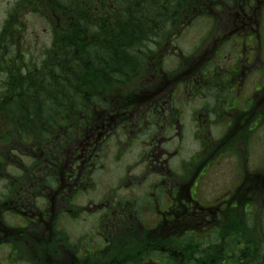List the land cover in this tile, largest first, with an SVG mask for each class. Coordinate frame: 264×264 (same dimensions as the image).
<instances>
[{
  "label": "flooded vegetation",
  "instance_id": "flooded-vegetation-1",
  "mask_svg": "<svg viewBox=\"0 0 264 264\" xmlns=\"http://www.w3.org/2000/svg\"><path fill=\"white\" fill-rule=\"evenodd\" d=\"M171 22L137 53L134 73L97 97L51 84L59 99L39 95L33 110L22 103L35 68L21 50L0 58L3 264L109 256L133 239L161 250L163 237H210L229 214L264 209V167L249 165L264 140V0H198ZM230 156L239 183L210 195V168ZM81 216L103 230L102 242L71 236Z\"/></svg>",
  "mask_w": 264,
  "mask_h": 264
},
{
  "label": "trees",
  "instance_id": "trees-1",
  "mask_svg": "<svg viewBox=\"0 0 264 264\" xmlns=\"http://www.w3.org/2000/svg\"><path fill=\"white\" fill-rule=\"evenodd\" d=\"M195 1H53L48 8L49 21L54 23L56 31L50 41V51L54 55L41 64L43 73L33 74L32 71L34 94L28 100L23 94L22 98L27 102L22 104L32 103L35 110L39 107L37 98L52 91L47 98L59 99L54 96V92L58 94V87L51 84L65 83L67 91L74 89L80 93L76 95L78 98H84V91L97 97L102 85H114L117 77L124 79L134 73L139 59L137 53L148 50L151 45L147 41L160 36L164 28L173 24L171 21L183 18V13L187 14ZM83 52L89 54L82 55ZM71 76L76 79H71ZM77 81L82 87L77 85ZM215 232L195 241L178 236L176 244H172L171 237H163L159 245L161 250L149 249L146 240L133 239L127 245H120L112 255L98 252L93 256L80 257L78 261L65 251V262L149 264L148 260L152 259L157 264H264V209L229 214L224 226H217ZM66 244L74 248L68 238ZM172 248H176L175 257L170 254Z\"/></svg>",
  "mask_w": 264,
  "mask_h": 264
},
{
  "label": "rangeland",
  "instance_id": "rangeland-1",
  "mask_svg": "<svg viewBox=\"0 0 264 264\" xmlns=\"http://www.w3.org/2000/svg\"><path fill=\"white\" fill-rule=\"evenodd\" d=\"M55 0H0V58L14 54L16 51L21 50L25 54L24 63L34 67L37 73L41 64L48 60L51 55H54L50 51V41L56 35L53 24L49 21V8L48 4H51ZM40 4V5H39ZM197 26L195 29L200 35L204 31L206 22L203 18L198 16ZM63 31V30H61ZM194 31V29H193ZM190 39L187 37H181L177 42L184 48L189 50ZM194 39H191V41ZM53 58V57H52ZM1 71V70H0ZM36 73V74H37ZM71 79H76L71 76ZM77 85H79L77 81ZM68 90V89H67ZM81 91V88L78 90ZM72 92L71 90L68 93ZM264 140H262L257 150H252L249 159L251 163L249 165L258 167H264ZM245 165H241V171H243ZM208 191L209 194L222 192L224 190H233L240 181L239 170L235 164V157L222 159L220 162L215 163L208 173ZM85 216L78 218V221L73 224L74 229H71V236L78 238L90 233L91 240L95 242H102L103 235L93 233L94 229L93 219L84 220ZM96 239V240H95ZM93 246V250L97 246ZM1 256V255H0ZM0 264H3L0 261Z\"/></svg>",
  "mask_w": 264,
  "mask_h": 264
}]
</instances>
